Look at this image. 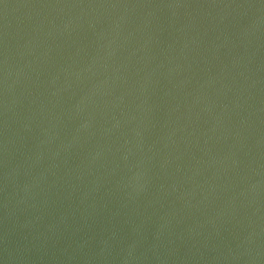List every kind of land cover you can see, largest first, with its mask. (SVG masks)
I'll use <instances>...</instances> for the list:
<instances>
[{"label": "water", "instance_id": "obj_1", "mask_svg": "<svg viewBox=\"0 0 264 264\" xmlns=\"http://www.w3.org/2000/svg\"><path fill=\"white\" fill-rule=\"evenodd\" d=\"M0 264H264V0H0Z\"/></svg>", "mask_w": 264, "mask_h": 264}]
</instances>
